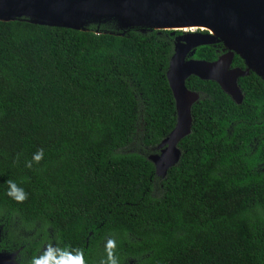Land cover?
Returning <instances> with one entry per match:
<instances>
[{"label": "trees", "instance_id": "obj_1", "mask_svg": "<svg viewBox=\"0 0 264 264\" xmlns=\"http://www.w3.org/2000/svg\"><path fill=\"white\" fill-rule=\"evenodd\" d=\"M116 29L0 20V251L31 264L52 239L101 264L112 239L119 264H264V80L240 77L236 103L190 76L191 133L160 177L149 155L176 125L166 71L182 31Z\"/></svg>", "mask_w": 264, "mask_h": 264}, {"label": "water", "instance_id": "obj_2", "mask_svg": "<svg viewBox=\"0 0 264 264\" xmlns=\"http://www.w3.org/2000/svg\"><path fill=\"white\" fill-rule=\"evenodd\" d=\"M24 19L31 23L88 30L91 23L115 19L123 34L133 28H178L165 25L185 23L216 27L234 46L214 61L194 58L196 48L223 42L208 29L184 31L175 39L174 53L166 76L172 90L177 121L173 130L159 143V152L149 155L155 172L165 177L181 157L179 143L191 133L192 106L200 97L189 89L187 79L194 75L217 82L236 103L243 100L238 83L242 76L254 72L264 80V0H0V20ZM235 55L245 68L232 67ZM252 62L259 71L251 69ZM0 264H19L15 253L0 251Z\"/></svg>", "mask_w": 264, "mask_h": 264}, {"label": "clouds", "instance_id": "obj_3", "mask_svg": "<svg viewBox=\"0 0 264 264\" xmlns=\"http://www.w3.org/2000/svg\"><path fill=\"white\" fill-rule=\"evenodd\" d=\"M41 152H37L33 155L34 161H39L41 159ZM31 166L30 164L28 165ZM7 194L16 200H23L24 193L23 189L18 188L16 184L12 181H8ZM106 260H102L101 264H119L117 257L113 254V249L115 248V241L109 239L106 241ZM31 264H83V254L79 250H74L72 252L65 249H55L49 246L43 255L38 258H33Z\"/></svg>", "mask_w": 264, "mask_h": 264}, {"label": "bare ground", "instance_id": "obj_4", "mask_svg": "<svg viewBox=\"0 0 264 264\" xmlns=\"http://www.w3.org/2000/svg\"><path fill=\"white\" fill-rule=\"evenodd\" d=\"M174 27V28H178L181 30H195L198 28L201 29H208L212 34H214L216 37H218L219 39H221V41L223 42V46L226 47L227 49H235L234 46L230 43V41L214 26L212 25H207V24H199V23H185V24H176V25H165V27ZM248 65L251 69H254L256 71H259V69L250 61H248Z\"/></svg>", "mask_w": 264, "mask_h": 264}, {"label": "rangeland", "instance_id": "obj_5", "mask_svg": "<svg viewBox=\"0 0 264 264\" xmlns=\"http://www.w3.org/2000/svg\"><path fill=\"white\" fill-rule=\"evenodd\" d=\"M88 28H90V25L88 26ZM187 31V30H185ZM114 32L118 33V32H121L120 30L116 29L114 30ZM19 226V225H18ZM20 229L22 230V232L24 234H27V235H33V234H39V232L37 231V225L34 227H31V228H27L25 226H21ZM45 244V245H44ZM53 244V241L52 239H46L44 242H43V245L41 247V250L42 252H45V250L51 246ZM128 263L127 264H131V260H128L127 261ZM126 264V263H125Z\"/></svg>", "mask_w": 264, "mask_h": 264}, {"label": "flooded vegetation", "instance_id": "obj_6", "mask_svg": "<svg viewBox=\"0 0 264 264\" xmlns=\"http://www.w3.org/2000/svg\"><path fill=\"white\" fill-rule=\"evenodd\" d=\"M42 245H43V244H42ZM44 245H45V244H44ZM51 247H52V248H55V244L53 243V244L51 245Z\"/></svg>", "mask_w": 264, "mask_h": 264}]
</instances>
